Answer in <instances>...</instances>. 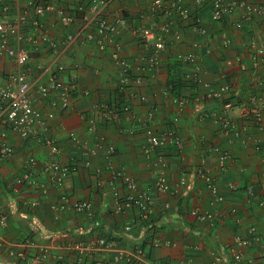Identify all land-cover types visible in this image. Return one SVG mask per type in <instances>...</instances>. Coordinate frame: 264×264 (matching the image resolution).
<instances>
[{
    "label": "crops",
    "instance_id": "crops-1",
    "mask_svg": "<svg viewBox=\"0 0 264 264\" xmlns=\"http://www.w3.org/2000/svg\"><path fill=\"white\" fill-rule=\"evenodd\" d=\"M151 1H114L102 12L113 24L110 34L127 69L114 59L113 43L99 45L83 34L66 41L82 26L88 0H47L53 11L41 18L33 0H5L0 7V21L25 17L18 45L29 56L21 69L0 56V90L20 70L33 85L54 78L60 86H76L66 106L59 90L46 99L32 97L46 125L37 124L28 138L6 127L0 98V139L5 134L14 150L0 158V215L5 217L0 264H72L76 245L100 239L107 246L87 253V264L100 259L105 264H236L237 254L239 264H264V109L259 115L252 110L254 101L264 102V0H238L255 8L249 21L234 9L218 22L211 19L209 0L200 5L181 0L189 19L154 12ZM175 1L164 3L172 7ZM57 10L73 15L74 23L65 27ZM193 18L204 34L194 29ZM128 26L162 36L164 49L154 66L153 44L144 45ZM188 55L196 57L195 64L185 59ZM178 80L183 103L171 92ZM223 86L229 90L221 98L207 97ZM227 103L231 108L224 109ZM125 107L129 111H122ZM150 111L154 116L148 121ZM225 119L228 132L221 125ZM147 126L155 133L174 130L180 147L167 140L147 157ZM224 153L227 165L220 171ZM157 156L166 162L163 169L154 165ZM52 162L69 168L59 184L46 170ZM199 169L216 181V198L198 177ZM115 172L125 178L112 182ZM160 172L168 191L154 195L153 218L130 227L135 211L116 214L113 191L125 192L126 177L141 188L150 186ZM84 201L93 207L91 217L74 209ZM195 212H209L212 220L199 221ZM237 236L248 245H237ZM118 254L131 260L114 263Z\"/></svg>",
    "mask_w": 264,
    "mask_h": 264
},
{
    "label": "built area",
    "instance_id": "built-area-1",
    "mask_svg": "<svg viewBox=\"0 0 264 264\" xmlns=\"http://www.w3.org/2000/svg\"><path fill=\"white\" fill-rule=\"evenodd\" d=\"M5 0H0V7L3 6ZM35 3V14L41 18L46 11H53V8L47 3V0H33ZM89 4L85 8L86 15L82 19V26L79 27V30L76 33H71L67 36V42L73 41L77 36L83 34L87 40H92L97 38L98 44H103L104 41H108L109 43H113L114 41L111 36V32L113 29V24L106 18L102 16V12L106 9L112 2L119 0H88ZM206 0H195L197 5L204 3ZM211 6V19L213 21H220L222 18L227 16L234 9H239L243 15L242 18L246 21H249L255 12V8L244 1L238 0H209ZM3 11L6 10L5 7L2 8ZM151 10L161 12L166 15H172L173 13L180 16L183 19H189V10L183 8L181 4V0H176L174 6L170 7L165 5L164 0H152L151 1ZM57 13L60 15L62 19V23L65 27L70 26L74 23L73 15H66L63 11H58ZM192 25L194 29L204 34L205 30L201 27L200 20L197 18L191 19ZM25 22V17H21L16 22H5L0 21V56H7L12 58L16 65L21 69L24 67L28 61V52L19 46V42L22 41L23 36L19 34V27L21 24ZM123 24V26H127L124 21H120L119 25ZM34 25V24H33ZM129 31L136 37L142 39L144 45L153 44V53L152 58L150 59L152 65L156 64L157 58L160 52L164 49V40L162 36L157 35L156 31L151 28H141L136 26H128ZM167 27L164 26L161 28V32L166 31ZM39 30V23L35 22V27L33 29L34 32ZM176 39H179V36H175ZM116 47V54L114 55V59L121 64L122 67L127 69L128 64L119 61L118 55V45L114 44ZM263 52L259 50V53ZM188 62L195 64L196 57L194 55H188L185 58ZM59 71L62 70V67L58 68ZM59 90L61 92V96L64 100V105H67V100L71 98V93L76 91V86L72 84L70 87L60 86L58 85L54 78L50 80V82L46 85L41 84H30L26 79V74L24 71L20 70V72L13 76L9 83L4 86L0 90V98L1 102L6 104L5 108V125L6 127L17 133L23 138H28L33 132L34 127L39 124L41 127H44L46 124L40 118V113L37 111L32 104V97H38L46 99L51 93ZM229 88L227 86L220 87L218 90H209L207 93V97L211 99H219L223 96L224 93L228 92ZM180 103H183L184 98L180 97L178 99ZM253 111L255 114L259 115L264 109V102L260 100L258 103L255 101L252 104ZM231 108V104H225L224 109ZM122 111H129L127 107L123 108ZM154 116V113L150 111L147 115V120H151ZM222 117H220L221 119ZM226 120V119H225ZM221 120V125L225 129L226 132L230 130L228 121ZM146 135V145L143 148V153L147 156L155 155L156 150L162 146L165 141H170L173 146L180 147V140L176 136L174 130L169 129L162 133H155L148 126L145 128ZM5 134H2V139H0V158L5 159L11 156L14 153L13 148L5 143L3 138ZM112 152V148L108 149V154ZM228 155L226 153L222 154L219 161V169L220 171H224L226 169V161ZM155 166H161L163 169L166 166V162L162 157L157 156V159L154 163ZM264 171V163L262 166ZM47 171H51L55 175L56 183L59 184L61 181L67 176L69 172V168L58 166L56 163L52 162L46 167ZM75 170L74 168L71 169ZM198 177H200L209 192L213 197L218 196V188L216 181L214 178L208 174H206L202 169L197 171ZM121 177L125 178L124 172H115L112 176V182L115 181L116 178ZM21 183V180H18ZM126 190L123 194L117 192V190L113 191V203H114V212L116 214H122L130 210L135 211V219L132 221L131 226L145 222L153 218L154 216V202L153 197L155 194H164L168 191V183L166 177L163 172H160L154 181V183L150 186L141 188L139 187L136 179L127 178L126 177ZM251 192V188L248 189ZM77 213L85 214L88 217L93 215V207L89 202H80L74 207ZM196 219L199 221H211L213 215L209 212H195L194 213ZM5 222V217L0 215V223L3 224ZM129 229V228H128ZM234 242L240 246H247L248 241L242 239L241 237H236ZM106 247L107 241L105 239L97 240L96 243H91L87 245H76V249L78 252V257L75 263L72 264H87L86 254L95 253L96 250L100 247ZM157 246V244H156ZM141 253V252H140ZM139 253V255H140ZM19 256V255H18ZM264 256V252H263ZM42 259V258H41ZM39 259L37 263L41 261ZM86 260V261H85ZM122 260L130 261L129 255L118 254L113 258L114 263H118ZM242 260V255H236V264ZM88 264H105L104 259L95 260Z\"/></svg>",
    "mask_w": 264,
    "mask_h": 264
},
{
    "label": "trees",
    "instance_id": "trees-1",
    "mask_svg": "<svg viewBox=\"0 0 264 264\" xmlns=\"http://www.w3.org/2000/svg\"><path fill=\"white\" fill-rule=\"evenodd\" d=\"M183 84L178 80L176 83L173 84V87L171 89V92L173 93L174 96L177 97H182L183 95L181 94V89H182Z\"/></svg>",
    "mask_w": 264,
    "mask_h": 264
}]
</instances>
